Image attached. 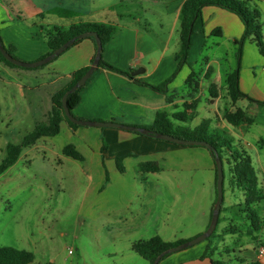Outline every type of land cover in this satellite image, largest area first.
<instances>
[{
	"label": "crops",
	"instance_id": "obj_1",
	"mask_svg": "<svg viewBox=\"0 0 264 264\" xmlns=\"http://www.w3.org/2000/svg\"><path fill=\"white\" fill-rule=\"evenodd\" d=\"M185 1L111 0V6L101 8L102 13H92L83 12L84 4L94 0H0V37L6 47H16L17 57L34 62L52 53L41 37H45V26L68 29L85 22L116 25L120 29L105 46V61L123 71H139L135 78L140 81L161 85L175 73L180 61L179 16ZM251 1L260 12L264 30V0ZM216 30H221V37L213 36ZM244 30L237 15L206 7L194 26L188 63L166 94L99 68L80 92L73 115L83 121L152 129L156 128L157 114L166 113L177 128L194 130L212 123L200 115V107L204 106L218 125L214 130L227 134L235 151L251 157L264 195V106L245 98L234 103L227 88V78L238 66L240 47L236 41L241 40ZM96 50L95 42L84 39L42 73H21L0 61V79L6 74L36 82L34 86L19 85L22 96L55 84L47 100L31 101L28 107L42 117L39 124H45L52 111V97L71 83L73 73L91 65ZM241 50L240 90L254 100L264 101V56L252 40H246ZM39 77H44L43 83L38 82ZM238 109L245 112L250 123L234 126L225 120L227 110ZM185 111L188 116L184 121L173 118ZM62 134L82 139L75 147L84 161H75L84 169H105L111 163L108 212L116 242L111 257L128 264H149L133 251L135 242L157 236L166 242L189 241L208 229L217 201V170L207 148L181 146L116 128L72 129L66 121L61 122L57 136ZM53 138L43 140L55 149V143L49 141ZM92 138L97 139L96 143L84 145ZM64 147L58 148L59 157L72 159L63 155ZM230 156L231 152L226 151L225 159ZM150 163L157 164L158 170L143 168ZM223 163L224 172H229L230 187L228 194L224 188L223 210L214 237L170 254L160 264H264V256L259 255L264 248V199L254 207L263 220L262 229L256 232L245 212L246 196L233 182L231 166L227 161Z\"/></svg>",
	"mask_w": 264,
	"mask_h": 264
},
{
	"label": "rangeland",
	"instance_id": "obj_2",
	"mask_svg": "<svg viewBox=\"0 0 264 264\" xmlns=\"http://www.w3.org/2000/svg\"><path fill=\"white\" fill-rule=\"evenodd\" d=\"M85 3L83 12H101V8L111 6V0ZM13 54L20 61L32 63ZM47 65L39 69H15L21 73H42ZM1 75L0 165L6 159L8 146L22 144L43 121L38 113L28 110L30 102L47 100L56 86L43 85L22 96L19 85L34 86L36 82L26 77ZM43 80L44 77H39L38 82ZM200 115L212 120L205 125L209 135L227 138L214 130L218 125H214L213 115H208L204 106L200 107ZM53 139L49 141L55 143V149L41 139L36 145L24 148L18 162L0 175V247L33 253V264H128L111 257L116 243L111 231V212H108L111 163L105 169L86 170L73 159L59 157L58 150L70 144L75 146L82 139L65 134ZM96 141L92 138L84 145ZM225 172L224 188L228 194L229 172L227 169Z\"/></svg>",
	"mask_w": 264,
	"mask_h": 264
},
{
	"label": "trees",
	"instance_id": "obj_3",
	"mask_svg": "<svg viewBox=\"0 0 264 264\" xmlns=\"http://www.w3.org/2000/svg\"><path fill=\"white\" fill-rule=\"evenodd\" d=\"M206 7H218L237 15L245 27L243 37L241 38V40L236 41V44H238L240 47L238 53V66L235 69V71L231 73L227 78V88L231 100L235 103L239 99L245 98L251 102L264 106V101H257L250 98L240 90V86H239L240 60L242 54L241 47L243 43L246 40H252L257 44L260 53L264 56V30H263V25L261 23V15L259 10L257 9V6L253 5L251 0H186L181 8V12L179 16V32H180V44H181V51L179 55L180 61L175 73L161 85H150L148 83L140 81L136 79L134 76H132L131 72L118 69L105 61L103 57L105 46L111 40V38L119 31L120 29L119 26L112 24H105V23H93V24L78 23L72 25L68 29H64L61 27H51L48 28L47 30L44 29V31L47 32L45 35V39L49 48L51 49V52L54 53L57 49H59L65 43L71 41L72 39H75L84 33L95 32L98 34L102 42V55L99 63L100 69H106L114 73L120 74L122 76H126L132 80H135L138 84L142 86L151 88L157 93L166 94L169 90V86L174 82V80L176 79L182 68L188 63L194 26L196 21L200 18L202 10ZM213 36L221 37L222 36L221 30L214 31ZM90 39L93 42H95L93 38ZM82 41L83 39L76 40V42L69 49L78 45ZM0 44L3 47H5V49L14 58H16L13 54V52L16 51L15 46L6 47L1 37H0ZM58 58L59 57H56L54 60ZM0 61L11 68H17V66L7 61L1 53H0ZM89 68L90 66L80 69L75 73H73L71 83L52 97L53 107L47 124L44 123L38 124L35 127V129L31 131L24 138L22 144L20 145L10 144L8 146L6 159L0 165V175L5 173L8 169L13 167L18 162L19 158L23 153L24 148H29L36 145L37 142L43 138L57 136L60 133L61 122L66 121L69 127H71L72 129L80 128V126L72 123L66 117L63 110L62 100L64 95L77 83V81L89 70ZM97 71L88 80L87 84L93 79ZM85 86H83L82 88L78 89L76 92L68 96V106L72 113L74 108L77 106V104L80 101V92L85 88ZM189 108L190 107L187 105L186 109ZM0 114H1V108H0ZM187 116H188L187 112L185 111L173 115V118L180 121H184L187 118ZM224 117L229 124H232L234 126L240 125L241 123H245V122L248 123L251 122V120L246 117L245 112L241 109H238L236 112H231L227 110L225 112ZM77 119L82 120L80 118ZM155 125L156 128L150 129L154 133H163L183 140L204 141L211 144L217 150L223 162L227 161L228 164L231 166L230 171L232 174L233 182L239 189H241L244 192L246 196L245 212L249 216L253 231L258 232L262 229L263 220L260 218L259 213L255 210L254 207L264 199V195L261 189L259 188V180L252 166L251 157L246 152L235 151L232 147L233 141L229 136H227V134H224L225 136H227V138H223V139L221 137H214L213 135H209L206 132L207 129L205 128V125L194 130H190V129L182 130L179 128L174 129V126L172 125L171 120L169 119V116L166 113L157 114ZM147 136L156 138L155 135H147ZM226 151L231 152V156L228 160L225 159ZM209 152L211 153L213 159L215 160L214 152L210 150ZM63 155L72 158L73 160L76 161H81V162L84 161L83 155L72 144L67 145L63 148ZM143 168L145 170L147 169L148 171L158 170V166L155 163L146 164L144 165ZM120 170L122 171V168ZM222 210L223 207L221 208V212ZM214 235L215 232L211 235V237L208 240L213 238ZM184 242L186 241L179 240L176 242H166L162 238L157 236L150 238L148 240L135 242L132 246V249L139 256H141L143 259L148 261L149 264H154L156 259L163 252L171 248H174ZM210 251L211 249L209 247L207 254L210 253ZM169 255H165L162 258V260L167 258ZM34 261H35V256L31 252L25 250H19L15 248H9V247L8 248L0 247V264H33ZM47 264H54V263H47Z\"/></svg>",
	"mask_w": 264,
	"mask_h": 264
},
{
	"label": "water",
	"instance_id": "obj_4",
	"mask_svg": "<svg viewBox=\"0 0 264 264\" xmlns=\"http://www.w3.org/2000/svg\"><path fill=\"white\" fill-rule=\"evenodd\" d=\"M93 38L96 42L97 50L96 55L93 60V63L90 65L89 70L77 81V83L64 95L62 103H63V110L66 115V117L74 124L80 126V127H94V128H116V129H122L130 132H136L140 133L142 135H155V137L159 140L167 141L173 144L181 145V146H202L207 148L210 151H213L215 154V165L217 170V201L215 203L213 213H212V219L210 222V225L208 229L201 234L200 236L191 239L189 241H186L174 248H171L165 252H163L154 262V264H160L162 258L165 255L177 253L183 250H186L188 248H191L193 246H196L206 240H208L211 235L215 232L216 227L218 225L219 216L221 212V208L224 201V180H225V172H224V163L223 160L220 158L217 150L209 143L204 141H194V140H183L176 137H173L171 135H166L163 133H154L150 129L145 128H139V127H133V126H127L121 123L117 122H102V121H83L77 119L73 113L71 112L69 106H68V96L74 92H76L78 89L85 86L88 82V80L94 75V73L99 68L100 58L102 55V42L99 38L98 34L95 32H89L84 33L80 35L79 37L72 39L71 41L65 43L62 47L57 49L54 53L51 55L32 63H27L20 61L16 58H14L6 49L0 44V53L4 56V58L12 63L13 65L21 68L26 69H37L39 67H42L44 65H47L51 63L56 57H60L62 54H64L78 39H90ZM140 72L136 71L132 73V76H137Z\"/></svg>",
	"mask_w": 264,
	"mask_h": 264
},
{
	"label": "built area",
	"instance_id": "obj_5",
	"mask_svg": "<svg viewBox=\"0 0 264 264\" xmlns=\"http://www.w3.org/2000/svg\"><path fill=\"white\" fill-rule=\"evenodd\" d=\"M259 255L264 256V248L263 247L259 250Z\"/></svg>",
	"mask_w": 264,
	"mask_h": 264
}]
</instances>
